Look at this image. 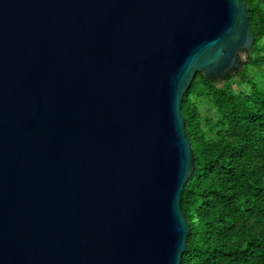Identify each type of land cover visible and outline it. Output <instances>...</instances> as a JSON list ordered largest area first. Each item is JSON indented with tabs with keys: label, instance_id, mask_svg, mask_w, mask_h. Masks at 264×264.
<instances>
[{
	"label": "water",
	"instance_id": "1",
	"mask_svg": "<svg viewBox=\"0 0 264 264\" xmlns=\"http://www.w3.org/2000/svg\"><path fill=\"white\" fill-rule=\"evenodd\" d=\"M252 43L244 0H0V264H180L182 95Z\"/></svg>",
	"mask_w": 264,
	"mask_h": 264
},
{
	"label": "trees",
	"instance_id": "2",
	"mask_svg": "<svg viewBox=\"0 0 264 264\" xmlns=\"http://www.w3.org/2000/svg\"><path fill=\"white\" fill-rule=\"evenodd\" d=\"M244 2L253 43L241 69L221 80L197 72L182 95L194 169L180 264H264V0Z\"/></svg>",
	"mask_w": 264,
	"mask_h": 264
},
{
	"label": "rangeland",
	"instance_id": "3",
	"mask_svg": "<svg viewBox=\"0 0 264 264\" xmlns=\"http://www.w3.org/2000/svg\"><path fill=\"white\" fill-rule=\"evenodd\" d=\"M245 59V56L242 57V60ZM238 89V86L236 87ZM201 112L205 115H211L212 111L210 110L209 106L207 105H202Z\"/></svg>",
	"mask_w": 264,
	"mask_h": 264
}]
</instances>
